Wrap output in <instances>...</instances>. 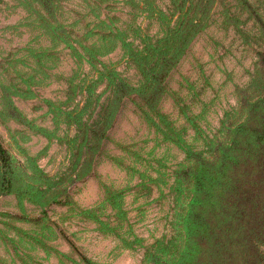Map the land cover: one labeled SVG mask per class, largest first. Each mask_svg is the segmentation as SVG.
Instances as JSON below:
<instances>
[{
  "label": "rangeland",
  "instance_id": "1",
  "mask_svg": "<svg viewBox=\"0 0 264 264\" xmlns=\"http://www.w3.org/2000/svg\"><path fill=\"white\" fill-rule=\"evenodd\" d=\"M249 1L264 21V0ZM195 2L0 0V142L18 165L9 190L0 166V264H153L210 251L204 240L182 251L184 168L196 164L185 149L209 157L244 119L243 97L264 91V31L238 0H215L194 35L186 28L154 107L133 93L111 101L113 75L141 81L130 50L175 29L185 10L189 24ZM252 164L234 175L248 181Z\"/></svg>",
  "mask_w": 264,
  "mask_h": 264
},
{
  "label": "trees",
  "instance_id": "2",
  "mask_svg": "<svg viewBox=\"0 0 264 264\" xmlns=\"http://www.w3.org/2000/svg\"><path fill=\"white\" fill-rule=\"evenodd\" d=\"M214 1L196 0L197 9L192 13L189 24L185 10L175 29L170 26L154 42L149 41L140 50L131 49L130 54L140 72L141 81L131 84L119 75H113L110 79L111 101L119 104L124 96L133 93L144 104L154 107L163 92L168 71L188 43L186 28L189 25L190 34L194 35L204 25ZM238 2L264 31V21L251 2ZM173 43L180 46L174 53L169 50ZM257 58L264 73V51L258 50ZM242 104L246 108L244 119L229 126L230 138L220 143L209 157L200 151L185 149L196 164H188L184 168V174L191 181V189L187 208L181 214L185 238L182 251L187 256L196 254L198 248L194 249V240L206 241L210 251L194 261L182 258L169 262L166 258L154 257L153 264H264V91L256 98L243 97ZM11 114L19 121L28 122L15 107ZM99 125L96 122L89 127L92 138H102L105 134L106 129ZM249 160L253 162L251 166L257 179L251 180L254 176L248 181L237 178L234 172L240 162L247 163ZM16 162L0 142L1 179L5 183V190L10 189L12 174L18 166ZM42 176L49 179L43 172ZM258 182L261 184L257 185ZM27 190L32 192L33 185L28 184Z\"/></svg>",
  "mask_w": 264,
  "mask_h": 264
}]
</instances>
